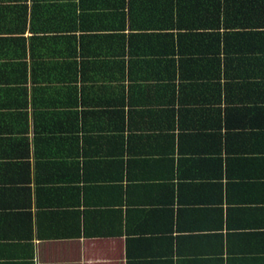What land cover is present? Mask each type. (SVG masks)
Listing matches in <instances>:
<instances>
[{
	"label": "crops",
	"instance_id": "0c3cea01",
	"mask_svg": "<svg viewBox=\"0 0 264 264\" xmlns=\"http://www.w3.org/2000/svg\"><path fill=\"white\" fill-rule=\"evenodd\" d=\"M146 1L0 0V264H264V0Z\"/></svg>",
	"mask_w": 264,
	"mask_h": 264
},
{
	"label": "trees",
	"instance_id": "16d2710c",
	"mask_svg": "<svg viewBox=\"0 0 264 264\" xmlns=\"http://www.w3.org/2000/svg\"><path fill=\"white\" fill-rule=\"evenodd\" d=\"M108 1L110 2L109 6L112 8H107V9H110V13H111L112 17L115 18L116 20H118L120 18L124 19L125 16H128L131 22L140 23V22H143L146 19V17H148V16L151 17L153 15L154 17L157 16L158 20L161 18V19H163V22L166 21L165 17H163V16L161 17V15L163 14L161 9L158 10V14L156 12L152 13V11H151L152 9H148V6H147L148 1H146V0H108ZM126 8H128V9L126 10ZM182 8H183L182 4L177 5V20H178V22L181 19H183ZM117 23H118V21H117ZM115 27L119 28L120 26L112 23L111 28H115ZM137 28H139V27H137ZM137 28H133V29H137ZM177 28H181V26L177 25ZM167 34L168 33H165V35H167ZM161 40H163L164 42L167 41L168 44H166L164 48L166 50H171L173 52V45H175V44L172 41L171 42L168 41L167 39L166 40L161 39ZM161 48L163 49V44H162ZM161 48H160V52L162 53ZM167 60H168L167 58L161 57V62H166ZM179 61H180V63L178 65H180V66L185 65L186 66V63L182 64L183 63L182 59H180Z\"/></svg>",
	"mask_w": 264,
	"mask_h": 264
}]
</instances>
